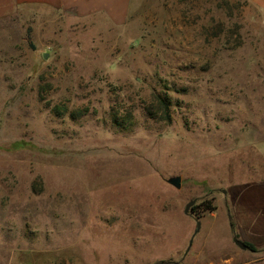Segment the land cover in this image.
<instances>
[{
    "label": "rangeland",
    "instance_id": "rangeland-1",
    "mask_svg": "<svg viewBox=\"0 0 264 264\" xmlns=\"http://www.w3.org/2000/svg\"><path fill=\"white\" fill-rule=\"evenodd\" d=\"M256 12L131 0L122 24L49 5L0 19V264H264Z\"/></svg>",
    "mask_w": 264,
    "mask_h": 264
},
{
    "label": "crops",
    "instance_id": "crops-1",
    "mask_svg": "<svg viewBox=\"0 0 264 264\" xmlns=\"http://www.w3.org/2000/svg\"><path fill=\"white\" fill-rule=\"evenodd\" d=\"M32 5H49L61 9H75L81 15L106 14L114 23H124L130 13L131 0H0V19L16 14L21 8ZM257 12L258 29H264V0H253Z\"/></svg>",
    "mask_w": 264,
    "mask_h": 264
},
{
    "label": "water",
    "instance_id": "water-1",
    "mask_svg": "<svg viewBox=\"0 0 264 264\" xmlns=\"http://www.w3.org/2000/svg\"><path fill=\"white\" fill-rule=\"evenodd\" d=\"M168 181H169V183L175 185V186L178 187V188H181L182 185H183V177H182L181 175L173 176V177L169 178ZM196 203H197V199L192 200V201L187 205L186 212H187V213H190V211H191V207L194 206ZM198 225H199V227H198L199 229H198V230L196 231V233L194 234V236H193V238H192V240H191L190 247L188 248L186 254H188V253L190 252V250H191V248H192V246H193V244H194L195 238H196L197 234H198V233L200 232V230H201L202 222L199 221V222H198ZM235 242H236L241 248H243V249H250V245H249L246 241L240 239L238 236H235Z\"/></svg>",
    "mask_w": 264,
    "mask_h": 264
},
{
    "label": "trees",
    "instance_id": "trees-1",
    "mask_svg": "<svg viewBox=\"0 0 264 264\" xmlns=\"http://www.w3.org/2000/svg\"><path fill=\"white\" fill-rule=\"evenodd\" d=\"M161 104L164 106L167 118L171 119V113H170L171 107H170L168 100L161 98ZM212 208L213 207L209 205L208 209H212ZM247 243L250 245V249L255 250V251L257 250V246L254 243L248 242V241Z\"/></svg>",
    "mask_w": 264,
    "mask_h": 264
}]
</instances>
